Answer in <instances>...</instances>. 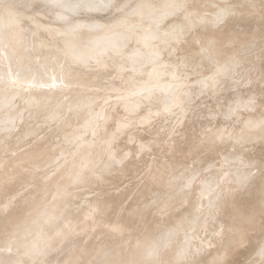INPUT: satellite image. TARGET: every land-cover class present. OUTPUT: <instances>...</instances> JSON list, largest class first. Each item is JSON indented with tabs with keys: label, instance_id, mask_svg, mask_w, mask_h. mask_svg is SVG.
<instances>
[{
	"label": "rangeland",
	"instance_id": "374dc122",
	"mask_svg": "<svg viewBox=\"0 0 264 264\" xmlns=\"http://www.w3.org/2000/svg\"><path fill=\"white\" fill-rule=\"evenodd\" d=\"M89 2L0 0V264H259L264 0Z\"/></svg>",
	"mask_w": 264,
	"mask_h": 264
},
{
	"label": "snow or ice",
	"instance_id": "6c2138e0",
	"mask_svg": "<svg viewBox=\"0 0 264 264\" xmlns=\"http://www.w3.org/2000/svg\"><path fill=\"white\" fill-rule=\"evenodd\" d=\"M53 6L69 8L71 10H77L80 8H86V9L106 8V7L110 8V7H114L115 5H113L111 2L107 4H94L89 2V0H79V2L69 5L64 3L63 0H53ZM220 18H221L220 14H218L217 19L219 20ZM61 19H64V17H61ZM193 179H195V177H193ZM213 207H215V205H213ZM258 255L261 257L259 264H264V245L260 246ZM253 264H255V262H253Z\"/></svg>",
	"mask_w": 264,
	"mask_h": 264
},
{
	"label": "bare ground",
	"instance_id": "6f19581e",
	"mask_svg": "<svg viewBox=\"0 0 264 264\" xmlns=\"http://www.w3.org/2000/svg\"><path fill=\"white\" fill-rule=\"evenodd\" d=\"M167 1L169 2V0H167ZM162 2H163V1H162ZM173 2H174V1H173ZM183 2H184V0H183ZM188 2H189V1H188ZM150 3H151V2H150ZM157 3H158V2H157ZM157 3H156V4H157ZM166 3H167V2H166ZM234 3H235V2H234ZM170 4H171V2H170ZM172 4H173V3H172ZM174 4H175V3H174ZM179 4H180V3H179ZM208 4H209V3H208ZM227 4H228V3H227ZM231 4H232V3H231ZM177 5H178V4H177ZM153 6H155V5H153ZM162 6H163V5H162ZM162 6H161V7H162ZM156 7H157V6H156ZM163 7H164V6H163ZM221 7H222V6H221ZM224 7H226V6H224ZM224 7H223V8H224ZM170 8H171V7H170ZM218 8H219V7H218ZM149 9H150V8H149ZM168 9H169V8H168ZM163 10H164V8H163ZM179 10H180V9H179ZM182 10H183V9H182ZM187 10H188V9L185 8L184 11H185L186 13H185V12H184V13L182 12V13H183V14H186V15H189L190 13L188 14V12H189L190 10H189L188 12H187ZM218 10H219V9H218ZM218 10L216 11L217 13H218ZM161 11H162V10H161ZM221 11H222V9H221ZM164 12H165V11H164ZM167 12H168V11H167ZM167 12H166V13H167ZM219 12H220V11H219ZM192 14H193V13L191 12V14H190L189 17L193 19V15H192ZM219 14H220V13H219ZM153 15H154V14H153ZM191 15H192V17H191ZM194 15H195V17H196L197 14H194ZM200 15H201V14H200ZM217 15H218V14H217ZM221 15H222V14H221ZM221 15H220V16H221ZM203 16H204V15H203ZM184 17H185V15H184ZM214 17H215V16H214ZM222 18L224 19V16H223ZM172 19H173V18H172ZM187 19H188V18L186 17V20H187ZM202 19H203V18H202ZM226 19H227V18H226ZM166 20H167V19H166ZM190 20H191V19H190ZM190 20H189V21H190ZM170 21H171V20H170ZM191 21H192V20H191ZM196 21H198V20H196ZM212 21H213V19H212ZM194 25H195V23H194ZM202 26H203V25H202ZM222 26H223V25H222ZM205 27H206V26H205ZM165 28H166V27H165ZM185 28H186V27H185ZM193 28H194V27H193ZM202 29H203V28H202ZM162 30H163V29H162ZM158 31H159V30H158ZM166 33H167V32H166ZM199 34H200V33H199ZM166 35H167V34H166ZM163 36H164V35H163ZM198 37H199V36H198ZM208 38H209V37H208ZM209 42H210V41H209ZM208 44H209V43H208ZM203 46H204V45H203ZM211 54H212V52H211ZM188 187H189V186H188ZM222 205H223V204H222ZM218 241H219V239H218ZM220 242H221V241H220ZM219 244H220V243H219ZM225 245H226V244H225ZM216 246H217V245H216ZM219 247H220V246H219ZM243 247H244V246H243ZM243 247H242V248H243ZM242 248H241V249H242ZM203 249H204V248H203ZM244 249H245V248H244ZM246 249H247V248H246ZM241 251H242V250H241ZM241 251H240V252H241ZM237 253H238V252H237ZM241 254H242V253H241ZM243 254H244V253H243ZM243 254H242V255H243ZM236 258H237V257H236ZM237 259H238V258H237ZM235 263H236V262H235Z\"/></svg>",
	"mask_w": 264,
	"mask_h": 264
}]
</instances>
